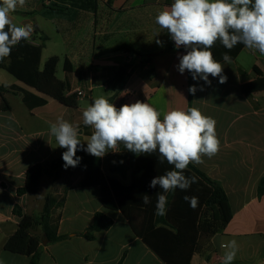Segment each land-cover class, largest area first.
Instances as JSON below:
<instances>
[{"label": "crops", "instance_id": "1", "mask_svg": "<svg viewBox=\"0 0 264 264\" xmlns=\"http://www.w3.org/2000/svg\"><path fill=\"white\" fill-rule=\"evenodd\" d=\"M51 2L56 0H44L46 6ZM66 2L63 13H47L41 0H26L10 17L17 25L33 26L28 43L39 46L41 36H47L41 69L47 42L53 40L63 48L64 62L68 60L71 71L66 72L63 64V76L57 67V78L66 83L69 95L83 94L76 108L48 98L45 105L32 110L21 94H5L11 110H0V264H29L30 257L8 252L4 246L18 229L16 210L39 216L48 195L55 201L53 218L58 233L68 238L50 242L40 227L32 229L31 234L40 238L38 264H166L134 233L120 210L104 208L99 187L81 186L84 172L77 167L62 170L57 178L44 176L36 194L18 193L31 167L49 164L62 152L50 134V124L63 117L80 128L84 125L82 113L95 98L105 96L117 109L146 102L161 113V120L170 109L189 107V72L178 71L179 58L187 50L183 46L177 49L167 30L155 22L157 14L174 0H90L92 9ZM47 23L53 25L54 37ZM123 45L137 53L119 50ZM218 62L224 64L223 60ZM4 64L0 62V85L17 86L43 97L7 72ZM125 66V80L114 83V73ZM222 74L227 77L223 84L219 77L209 76L210 85L192 79L197 91L190 107L215 119L220 140L217 155L211 159L205 156L203 164L193 165L220 182L233 218L229 223L214 221L211 210L203 208L190 264H223L220 245L233 239L239 249L232 264H264V195H258L264 177V91L245 95L240 89L242 83L264 77V56L244 47L231 64L223 65ZM92 131L90 126L79 130L78 138L85 148ZM100 160L105 178L130 183L129 172L123 176L115 170L130 161L121 146L116 153L109 149ZM98 212L107 214L113 224L97 233L94 240H87L80 234Z\"/></svg>", "mask_w": 264, "mask_h": 264}, {"label": "clouds", "instance_id": "2", "mask_svg": "<svg viewBox=\"0 0 264 264\" xmlns=\"http://www.w3.org/2000/svg\"><path fill=\"white\" fill-rule=\"evenodd\" d=\"M26 0H0V61L11 55L12 48L22 40L30 38L31 24L13 23L11 14L23 7ZM160 28L167 30L175 47L183 46L186 54L179 58L178 71L191 73L193 80H203L210 85L209 76L219 77V83L226 82L223 65L231 64L232 57L223 54L224 64L214 59L210 49L217 40L228 50L243 44L245 48L258 51L264 56V0H174L155 17ZM157 44H161L157 41ZM200 90H203L201 87ZM197 86H190L195 95ZM161 113L146 102L137 101L116 108L105 96H99L87 106L83 113V124L90 126L92 134L86 138L87 147L79 137V128L63 117L50 124V134L55 137L58 147L66 149L62 153L63 167H77L81 157L77 151L102 158L109 149L118 151L120 143L125 149L135 153L151 155L159 153V160H165L173 170L153 178L150 188L159 189L155 214L167 213L168 193L176 189L187 190L198 177H187L184 173L189 164L204 163L218 154L220 140L216 133V121L202 114L196 107L170 109L160 119ZM190 207L195 209L198 197L185 196ZM151 202L144 194L142 203ZM223 264H232L239 246L236 240L222 242Z\"/></svg>", "mask_w": 264, "mask_h": 264}, {"label": "trees", "instance_id": "3", "mask_svg": "<svg viewBox=\"0 0 264 264\" xmlns=\"http://www.w3.org/2000/svg\"><path fill=\"white\" fill-rule=\"evenodd\" d=\"M66 1L73 7L94 8L90 0H56L49 6L44 4V0H41V3L47 13H63V4L67 3ZM47 39V36H41L43 43L39 46L22 40L12 48L9 57L0 61L5 63L3 68L7 72L27 87L42 94L43 97L17 86L0 85L1 111L11 110L5 98V94L8 92L21 94L23 102L29 110L45 105L48 98L54 99L69 108L78 107L80 95L76 93L69 95L66 83L57 78L60 58L52 56L44 63L43 68H40L42 50ZM243 48V44H238L232 50H228L217 40L210 51L217 61H222L223 54L226 52L234 60ZM119 50L137 53L136 50L125 45L121 46ZM64 70L66 72L71 71L68 60L64 62ZM127 74L126 66L121 67L113 75L114 83L122 84ZM190 86H192L191 73H189V88ZM240 89L245 95L264 91V77L242 83ZM191 99L192 94L189 92V107ZM109 102L112 103V100ZM86 128L87 126L83 125L79 130ZM83 146L85 147L84 143ZM119 146L127 152L130 161L127 165H122L115 170L123 176L129 172L130 183L125 185L116 179L105 178L101 170L100 158L78 150L76 155L82 159L77 168L84 172L81 186L84 188L99 187L104 208L111 211L120 210L134 233L166 264H190L198 244V220L203 208L208 207L211 210L214 221L229 223L233 218L229 199L222 185L193 164H189L184 174L187 177L197 176L198 182L193 183L187 190L176 189L174 192L168 193L167 213L164 216H158L155 214L156 193L162 192V190L159 189V186L150 188L149 184L156 176L173 170V166L169 165L166 160L161 163L158 151L151 155H137L125 149L123 143H120ZM64 151L66 149L62 148L60 156L49 164H38L31 167L26 174L25 186L19 189L18 193L20 195L36 194L44 176L57 178L59 173L65 169L62 159ZM144 194L150 196L151 202L147 205L142 203ZM258 195L259 197L264 195V177L259 183ZM185 196L198 197V205L195 209L190 207L189 202L184 199ZM54 204L53 197L48 195L39 216L24 214L21 210H16L20 219L19 226L5 243L4 249L14 254L30 257L29 264H38L41 255L40 238L31 234L32 229L40 227L50 242L67 239V235L58 233V223L53 218ZM112 224L113 220L107 214L98 212L94 215L92 224L80 235L87 240H94L97 233L109 229Z\"/></svg>", "mask_w": 264, "mask_h": 264}, {"label": "rangeland", "instance_id": "4", "mask_svg": "<svg viewBox=\"0 0 264 264\" xmlns=\"http://www.w3.org/2000/svg\"><path fill=\"white\" fill-rule=\"evenodd\" d=\"M54 2H51L50 5H52ZM21 19V17H20ZM48 25V31L49 33L51 34V37H54L53 35V25L51 23H47ZM48 43V47L47 49L45 50L44 52V59H43V62H42V68L44 66V63L46 60H48V58L50 57L51 54H57L60 58H61V62L59 63L58 65V74L60 77L63 76V64H64V54H63V48L58 46V45H55L54 41L52 40V42H47ZM83 100L86 98H82Z\"/></svg>", "mask_w": 264, "mask_h": 264}, {"label": "built area", "instance_id": "5", "mask_svg": "<svg viewBox=\"0 0 264 264\" xmlns=\"http://www.w3.org/2000/svg\"><path fill=\"white\" fill-rule=\"evenodd\" d=\"M83 93L82 92H78V95H82ZM118 151H119V147H118ZM118 151H113L114 153L118 152Z\"/></svg>", "mask_w": 264, "mask_h": 264}]
</instances>
